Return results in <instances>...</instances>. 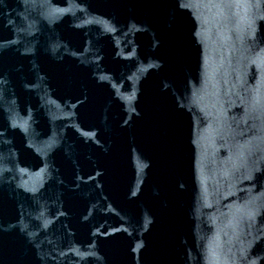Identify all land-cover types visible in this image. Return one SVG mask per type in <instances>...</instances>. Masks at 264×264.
<instances>
[{"label": "water", "instance_id": "95a60500", "mask_svg": "<svg viewBox=\"0 0 264 264\" xmlns=\"http://www.w3.org/2000/svg\"><path fill=\"white\" fill-rule=\"evenodd\" d=\"M0 264H264V0H0Z\"/></svg>", "mask_w": 264, "mask_h": 264}]
</instances>
